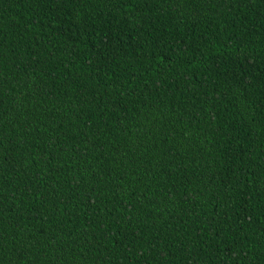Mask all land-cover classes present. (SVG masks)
I'll use <instances>...</instances> for the list:
<instances>
[{
    "label": "trees",
    "instance_id": "1",
    "mask_svg": "<svg viewBox=\"0 0 264 264\" xmlns=\"http://www.w3.org/2000/svg\"><path fill=\"white\" fill-rule=\"evenodd\" d=\"M0 264H264V0H0Z\"/></svg>",
    "mask_w": 264,
    "mask_h": 264
}]
</instances>
